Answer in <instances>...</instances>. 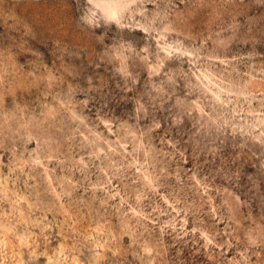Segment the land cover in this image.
<instances>
[{
  "label": "rangeland",
  "instance_id": "1",
  "mask_svg": "<svg viewBox=\"0 0 264 264\" xmlns=\"http://www.w3.org/2000/svg\"><path fill=\"white\" fill-rule=\"evenodd\" d=\"M0 264H264V0H0Z\"/></svg>",
  "mask_w": 264,
  "mask_h": 264
}]
</instances>
